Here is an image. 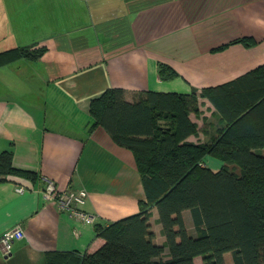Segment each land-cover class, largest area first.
Instances as JSON below:
<instances>
[{
    "label": "crops",
    "instance_id": "0c3cea01",
    "mask_svg": "<svg viewBox=\"0 0 264 264\" xmlns=\"http://www.w3.org/2000/svg\"><path fill=\"white\" fill-rule=\"evenodd\" d=\"M244 37L252 43L235 41ZM18 46L46 49L38 59L0 66V152L11 150L14 166L36 177L0 180V235L17 225L25 232L9 254L0 244V264H46L52 252L91 250L97 224L138 213L146 200L133 151L92 127L91 101L112 87L130 101L148 90L200 92L258 67L264 0H0V51ZM160 63L178 75L162 79ZM199 108L190 114L198 124L187 138L194 143L212 140L224 125L207 97ZM205 164L218 171L223 162L208 155ZM47 179L60 190L86 189L81 208L94 222L45 199ZM183 216L192 231L190 211ZM150 221L163 244L156 206ZM224 257L234 264L231 252ZM194 261L204 264L201 255Z\"/></svg>",
    "mask_w": 264,
    "mask_h": 264
},
{
    "label": "trees",
    "instance_id": "16d2710c",
    "mask_svg": "<svg viewBox=\"0 0 264 264\" xmlns=\"http://www.w3.org/2000/svg\"><path fill=\"white\" fill-rule=\"evenodd\" d=\"M241 41L252 43L250 37ZM45 47L18 46L0 51V66L20 58L38 59ZM159 75H178L160 63ZM199 97L216 107L224 125L210 141L194 143L190 118L200 114ZM92 127L102 126L130 148L142 176L146 200L138 213L96 225L98 244L80 255L52 252L46 264H264V63L231 81L189 94L148 90L133 101L121 87L107 89L90 103ZM223 165L213 171L205 158ZM15 174L35 178L13 164L11 150L0 152V180ZM156 206L165 242L154 241L150 221ZM191 213L193 231L183 212Z\"/></svg>",
    "mask_w": 264,
    "mask_h": 264
},
{
    "label": "built area",
    "instance_id": "2783aa9c",
    "mask_svg": "<svg viewBox=\"0 0 264 264\" xmlns=\"http://www.w3.org/2000/svg\"><path fill=\"white\" fill-rule=\"evenodd\" d=\"M27 186L25 184L16 185L18 192H24ZM44 198L47 200H56L62 210L67 211L71 216L88 223L94 222V216L81 208L88 198L86 189H66L60 190L53 180L47 179L43 190ZM25 237L24 229L21 225L7 229L0 235V244L4 254H9L16 241Z\"/></svg>",
    "mask_w": 264,
    "mask_h": 264
},
{
    "label": "rangeland",
    "instance_id": "374dc122",
    "mask_svg": "<svg viewBox=\"0 0 264 264\" xmlns=\"http://www.w3.org/2000/svg\"><path fill=\"white\" fill-rule=\"evenodd\" d=\"M257 151L259 152V153H261V154H264V148H258L257 149ZM221 160V159H220ZM189 213H187V215H188ZM189 216V215H188ZM192 221L191 220H189L188 221V225H189V227H190V229L193 231V226H192V223H191Z\"/></svg>",
    "mask_w": 264,
    "mask_h": 264
}]
</instances>
